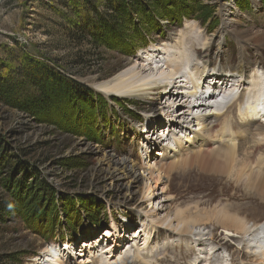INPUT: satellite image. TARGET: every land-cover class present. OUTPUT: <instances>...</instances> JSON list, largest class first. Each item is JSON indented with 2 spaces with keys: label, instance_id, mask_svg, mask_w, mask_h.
<instances>
[{
  "label": "rangeland",
  "instance_id": "rangeland-1",
  "mask_svg": "<svg viewBox=\"0 0 264 264\" xmlns=\"http://www.w3.org/2000/svg\"><path fill=\"white\" fill-rule=\"evenodd\" d=\"M224 8L229 17L238 19V32L248 31V39L264 33V0H0V83L7 80L14 96L9 102L0 95V264H88L78 253L87 237L102 236L104 231L106 235L111 222H115L111 216H117L124 224L129 221L130 228L123 234L119 231L121 237H116L120 241L131 238L140 223L133 214L138 211L144 215L137 208L139 204L162 214L176 208L190 207L194 213L196 209L226 205L233 212H243L248 220H264V198L246 191L244 182L236 181L233 172L217 173L197 163L188 164L187 152L167 173L164 186L170 199L162 210H157L159 206L148 199L160 192L162 185L144 172L139 149L146 142L144 126L150 125V129L156 124L157 129L163 128L158 135L165 131L163 119L151 123L158 100L106 98L88 81L92 76L100 80L111 77L151 45L159 46L162 35L182 29L186 22L196 24L191 32L195 40L203 31L209 37L214 35L222 26ZM181 10L189 13L175 23ZM235 38L226 33L222 63L236 62L239 42L251 64L254 54L264 56L260 44ZM215 60L220 65L219 59ZM32 73L46 87L48 98L43 104L37 100L42 97L41 90ZM219 123L228 125L225 117ZM232 130L229 134L235 136L240 127ZM249 137H244V142L253 143V136ZM109 149L125 156L137 172L134 181L128 177L114 180L123 186L129 183L131 194L125 188L118 191L111 182L112 171L99 160L104 152L111 154ZM258 150L264 153L260 147ZM245 154L254 162L258 159L254 150ZM162 162L169 163L155 161ZM217 185L246 201L227 203L226 195L202 192ZM251 211L253 216L249 215ZM210 222L235 235L233 228L204 220L201 228L205 227L204 232L213 238L227 241L219 226H205ZM153 232L147 234V241L136 238L140 246L139 257H134L137 260L149 263L160 256L163 247ZM163 233L160 230L158 234ZM180 235L197 236L194 232ZM68 239L76 243L72 259L67 255L66 247L71 245ZM45 245L55 246L57 256L51 257L52 262L40 263L37 256ZM105 245L107 240L94 251L108 252ZM249 250L256 254L246 253L249 261L257 258L260 261L256 264H264L255 249ZM125 255L122 252L118 262L113 256L101 264H136L135 260L124 262ZM181 261L197 264L200 258L192 255Z\"/></svg>",
  "mask_w": 264,
  "mask_h": 264
},
{
  "label": "bare ground",
  "instance_id": "bare-ground-1",
  "mask_svg": "<svg viewBox=\"0 0 264 264\" xmlns=\"http://www.w3.org/2000/svg\"><path fill=\"white\" fill-rule=\"evenodd\" d=\"M226 9L224 8L222 11L224 13L221 14L222 26H220L214 35L209 37L203 31L197 34L198 37L195 40L191 32L194 31L196 24L190 21L186 22L182 29L172 34L162 35L163 40L160 41L159 46H156V44L151 45L143 54H138L133 63H129L111 77L100 80L92 76L88 80L106 98L114 96L121 100H146L153 97L158 100V103H156L157 112L154 114L155 117L151 123H156V121L160 123L159 121L163 119L168 132L161 131L158 135L157 131L163 128L157 129L158 125L156 124L150 129V125L144 126L143 131L146 132L147 136L145 138L146 143L142 144V147H144L142 150L144 157L142 163L144 165L143 170L149 179H155L156 183L159 182L158 184L162 185L160 192H154L148 199L149 201L154 200L155 205L159 206L157 210H162L165 206L164 202L170 199L166 195L168 190L167 186H164V181H166L165 178L169 170L176 165L179 157L177 152L179 151H187L189 155L185 158H187L188 164L197 163L200 167L217 173L233 172L236 181L242 180L244 182L246 191L254 192L262 199L264 198V153L258 150L260 143L255 137H252L253 143L250 141L244 142V137L238 138L249 135L252 131H264V126L242 118L240 119V130L235 133V136L231 134L227 135L225 129H228V125L226 123H219V119L223 118L225 114H219L220 107L213 108L209 105L210 94H208L207 90L204 92L201 87L196 85L197 83L204 84L209 79L208 77H210L213 82L212 85L216 86L220 79L217 74H222L227 70L229 71L226 73L227 79L240 78L252 71L256 72L258 78L263 75L264 60L262 56L258 53L254 54L255 61L251 64L250 60L246 59V52L243 50V45L240 42L241 50L238 52L236 62L226 60L222 63L221 55L224 53L223 46L225 45V35L227 32L235 36V39L251 40L264 47V33H256L255 37H253L254 39H248V31L238 32L235 24L238 22V19L229 17ZM240 51L243 52L241 55L239 54ZM190 58H192L191 61ZM215 58L219 59L220 65L217 64L218 61H214ZM239 85L241 86L243 83L241 82ZM222 90L223 88L220 89V92ZM231 90L229 86L227 91ZM148 118L146 117V120ZM149 135H153L152 137L157 135V137L153 139ZM214 137L218 138L214 141L215 144L213 147L207 148V142L213 141ZM161 139L163 143L162 141L161 143L159 142ZM151 144L160 145V150L154 154H165L172 158L168 161L169 163L162 162L161 164H156L152 162V156L149 153ZM253 150L258 158L256 162L250 160L248 154H245L247 151L251 152ZM108 151L111 154L104 152L102 157L98 159L104 161L107 165L106 168L112 171L111 182L113 181L118 191L121 188H125L126 193H128L130 191L129 183L123 186L119 183L116 184L114 180L128 177L130 181H134L137 172L134 170L133 164L125 159V156L117 154L112 149ZM114 155L122 158L115 157ZM256 166L257 168H255ZM146 187L149 189V185H146ZM129 193L131 194V191ZM227 207L226 205L220 208L211 206L210 209H205V211L196 209L194 213L189 209L190 207L184 209L176 208L172 209L173 211H166L162 214L152 208L148 209L145 204H139L137 208L144 211V215L135 211L136 213L133 216L140 221V226H142V231L145 234L150 233V230L156 227V232H160L161 228H163L165 233H167V230L178 234L187 233V235L194 232L195 235L202 236L206 235V233L204 232L205 227L201 228L200 223L204 220H215L221 226L233 228L235 235L231 231H227L226 228H221L216 223L213 224V222L205 224V226H211L212 224L219 226L223 233L230 237L228 239L235 241V238H238L237 240L242 242V244L239 243L242 245L244 252L241 250V255L237 256L241 260L239 264H251L252 261H260L257 258L249 261L246 253L255 254V251L249 250L251 247L262 256L260 258H262L263 262L264 222L253 221L251 218L248 220L247 217L243 216V212L238 210L237 212H233L234 210ZM250 213L252 214L249 215H254V211ZM111 217L112 221L115 222H111L110 230H106L108 232L106 235H109L110 238L113 235V242L119 244L120 239L118 237H121L120 234H123L126 228H130V222L126 220L125 224L127 225L125 226L117 216ZM249 222H251V225H249ZM140 226L137 227V230ZM119 231L120 234H118ZM85 232L89 231L85 230ZM104 233L103 236L107 237ZM245 235L247 236L244 237ZM146 237L147 235L145 239ZM68 243L71 245L66 247L67 255L71 256L73 244L76 243L71 242L69 239ZM109 247L110 245H105V248L108 249ZM246 250H249L250 253ZM78 253H82V250H79ZM56 256L57 248L54 246V252H51V248L45 245L40 252V256L37 257L40 263H48L52 262L54 260L52 258ZM127 257L128 255H125L124 262ZM57 259L55 258V260ZM68 259L70 258L66 260L68 261ZM93 264H95V261H93ZM156 264L165 263L161 258H156Z\"/></svg>",
  "mask_w": 264,
  "mask_h": 264
},
{
  "label": "trees",
  "instance_id": "trees-1",
  "mask_svg": "<svg viewBox=\"0 0 264 264\" xmlns=\"http://www.w3.org/2000/svg\"><path fill=\"white\" fill-rule=\"evenodd\" d=\"M186 13V14H185ZM189 13V12H188ZM187 12L181 10V12L179 14H181L178 18V22H175V23H179V20L184 18V16H187L188 15ZM81 31H82V27L80 28ZM32 78L35 79V80H38L36 86L41 90V94L40 96H42L40 99H37L39 100L42 104L46 102V99L48 98L47 97V93H45L46 91V87L41 83L42 81H40V79L34 74L32 73ZM7 80L3 81L2 83H0V95L4 96V99L5 101H9V102H12L13 100L11 99H14V96H13V89L7 85L6 83ZM5 82V85H3ZM10 96H11V99H10Z\"/></svg>",
  "mask_w": 264,
  "mask_h": 264
}]
</instances>
